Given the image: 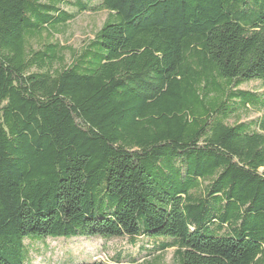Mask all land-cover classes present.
Listing matches in <instances>:
<instances>
[{
	"label": "trees",
	"instance_id": "1",
	"mask_svg": "<svg viewBox=\"0 0 264 264\" xmlns=\"http://www.w3.org/2000/svg\"><path fill=\"white\" fill-rule=\"evenodd\" d=\"M102 10L80 48L52 39ZM79 232L264 264V0H0V264Z\"/></svg>",
	"mask_w": 264,
	"mask_h": 264
},
{
	"label": "rangeland",
	"instance_id": "2",
	"mask_svg": "<svg viewBox=\"0 0 264 264\" xmlns=\"http://www.w3.org/2000/svg\"><path fill=\"white\" fill-rule=\"evenodd\" d=\"M73 11L72 7H66ZM109 12L106 10L97 12H83L74 20L69 22L65 29L54 33L52 39L59 40L62 44L80 48L85 41L93 38L95 32L101 28L108 18ZM70 54L67 53V61ZM260 81H250L242 85L244 89H260ZM257 116L255 112L243 113V120ZM124 239L111 238L104 239L100 236H86L79 232L76 236L55 235L48 238H29L26 240L25 254H27V264H62V263H83L90 261H103L106 264H119L113 260L120 250L131 253L137 260L133 264H144L151 261L154 256H147L144 251L138 254L139 246L132 247ZM174 249H169L163 257L161 264H172ZM129 259L123 264H129Z\"/></svg>",
	"mask_w": 264,
	"mask_h": 264
}]
</instances>
